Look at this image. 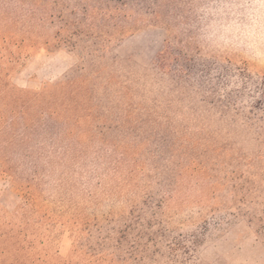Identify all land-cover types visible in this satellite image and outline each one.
Segmentation results:
<instances>
[{"label": "rangeland", "instance_id": "rangeland-1", "mask_svg": "<svg viewBox=\"0 0 264 264\" xmlns=\"http://www.w3.org/2000/svg\"><path fill=\"white\" fill-rule=\"evenodd\" d=\"M39 1L45 5L33 8L30 31L42 38L21 51L8 82L40 92L97 72L77 82L82 99L71 104L74 113L91 115L87 122L108 142L99 145L110 151L105 165L91 154L35 179L46 199L83 201L73 215L91 219L76 220L73 236L96 237L111 211L126 216L141 199L160 205L166 198L165 227L148 237L182 233L168 247L182 250L178 259L162 251L147 264H264V61L209 49L198 37L195 0ZM1 54L6 68L8 54ZM22 196L0 177L1 208L13 211ZM213 207L225 218L221 229L204 223Z\"/></svg>", "mask_w": 264, "mask_h": 264}, {"label": "trees", "instance_id": "trees-1", "mask_svg": "<svg viewBox=\"0 0 264 264\" xmlns=\"http://www.w3.org/2000/svg\"><path fill=\"white\" fill-rule=\"evenodd\" d=\"M37 5L44 7L45 3L0 0V59L2 50L8 54L6 68L0 67V177L10 179L23 192L13 211L0 207V264H147L163 256L162 251L168 259H178L182 248L168 247L183 239L182 233H170L169 239L148 237L152 230L165 227L166 198L160 205H155L151 197L141 199V204L125 209L126 216L117 217V211H111L103 229L96 231L97 238L92 231L74 237L71 225H76V220L87 223L91 219L73 215L83 207V201L70 194L50 200L37 191L35 179L47 168H68L87 161L91 154L93 160H99L95 162L105 165L110 157V151L106 153L107 149L99 145L108 142L96 126L87 122L91 115L74 113L71 104L74 96L82 99L80 88H74L79 86L77 82L91 81L97 72L64 79L40 92L18 90L8 82L13 67L21 60V51L42 38L30 31L37 19L38 9H33ZM126 5L123 2L122 8ZM42 18L38 21L42 22ZM110 78L113 79L111 75ZM85 136L90 137L89 145L83 144ZM110 144L111 150H118V146ZM219 212L214 207L207 210L204 223L213 222L218 229L225 219L218 216ZM91 222L97 226L95 217ZM71 238L78 239L80 247L72 257ZM67 240L69 250L64 247Z\"/></svg>", "mask_w": 264, "mask_h": 264}, {"label": "clouds", "instance_id": "clouds-1", "mask_svg": "<svg viewBox=\"0 0 264 264\" xmlns=\"http://www.w3.org/2000/svg\"><path fill=\"white\" fill-rule=\"evenodd\" d=\"M192 15L209 49L264 61V0H195Z\"/></svg>", "mask_w": 264, "mask_h": 264}]
</instances>
